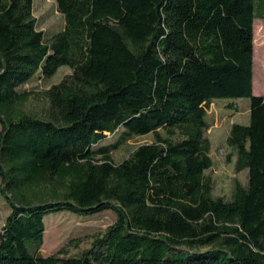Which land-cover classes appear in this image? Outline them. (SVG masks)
Masks as SVG:
<instances>
[{"label": "trees", "instance_id": "16d2710c", "mask_svg": "<svg viewBox=\"0 0 264 264\" xmlns=\"http://www.w3.org/2000/svg\"><path fill=\"white\" fill-rule=\"evenodd\" d=\"M32 4L0 0V264H264V96L252 92L264 0H56L64 24L48 37ZM60 66L44 117L26 112L18 88ZM242 97L248 123L226 142L247 184L224 199L204 174L208 108ZM59 210L116 218L79 256L42 255L43 218Z\"/></svg>", "mask_w": 264, "mask_h": 264}, {"label": "rangeland", "instance_id": "374dc122", "mask_svg": "<svg viewBox=\"0 0 264 264\" xmlns=\"http://www.w3.org/2000/svg\"><path fill=\"white\" fill-rule=\"evenodd\" d=\"M254 10L256 8L254 7ZM32 14L36 18V28L44 32L48 37L63 27V15L58 11L56 0H33ZM254 46H253V73L252 90L254 95L264 94V19L256 18L253 21ZM70 73L67 66H60L49 78H41L35 74L29 81L21 85L20 91H29L30 95L24 102L23 108L29 114L44 117L48 107L45 90L51 84L57 83L61 78ZM231 106H237L235 111ZM249 99L246 97L235 99H216L210 103L208 115L210 126L205 130V136L210 142L209 155L212 165L204 171L210 178L212 194L229 199L233 188V180L246 185L248 169L238 172L234 169L235 152L227 144L231 123H248ZM118 131L108 134L98 145L112 143L116 140ZM165 136V134H163ZM153 141L152 133L135 135L124 143H121L111 152L114 163L124 159L131 150L142 143ZM1 186V178H0ZM10 208L0 191V230ZM116 218L112 210H104L92 215H78L65 210H59L47 214L43 221L45 231L43 241L39 249L42 255L56 254L58 256H79L83 251L92 247L96 237L104 235L106 228ZM210 245L199 247L200 250L210 248Z\"/></svg>", "mask_w": 264, "mask_h": 264}, {"label": "bare ground", "instance_id": "6f19581e", "mask_svg": "<svg viewBox=\"0 0 264 264\" xmlns=\"http://www.w3.org/2000/svg\"><path fill=\"white\" fill-rule=\"evenodd\" d=\"M253 42H254V36H253ZM253 46H254V44H253ZM254 56V55H253ZM253 63H254V58H253Z\"/></svg>", "mask_w": 264, "mask_h": 264}, {"label": "crops", "instance_id": "0c3cea01", "mask_svg": "<svg viewBox=\"0 0 264 264\" xmlns=\"http://www.w3.org/2000/svg\"><path fill=\"white\" fill-rule=\"evenodd\" d=\"M252 92H253V90H252ZM262 96H264V94ZM246 111H248V108H246Z\"/></svg>", "mask_w": 264, "mask_h": 264}]
</instances>
